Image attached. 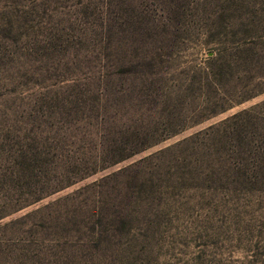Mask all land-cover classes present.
Segmentation results:
<instances>
[{"label": "rangeland", "instance_id": "374dc122", "mask_svg": "<svg viewBox=\"0 0 264 264\" xmlns=\"http://www.w3.org/2000/svg\"><path fill=\"white\" fill-rule=\"evenodd\" d=\"M262 23L264 0H0V264H264V122L210 131L264 104ZM222 52L229 106L111 164L212 107Z\"/></svg>", "mask_w": 264, "mask_h": 264}, {"label": "trees", "instance_id": "16d2710c", "mask_svg": "<svg viewBox=\"0 0 264 264\" xmlns=\"http://www.w3.org/2000/svg\"><path fill=\"white\" fill-rule=\"evenodd\" d=\"M251 21L249 22V25H252L254 23H259V20H251ZM263 26H264V24L262 23V27ZM250 38L251 39L248 41L249 46L258 45V43H256L255 41H259L260 39H257L259 37H250ZM255 39H257V40H255ZM241 41H243V39ZM245 43H246V41L244 39L243 43L240 46L244 48L246 46ZM248 49L252 51V47H251V49L250 48H248ZM253 49H254V46H253ZM228 57H230V56L226 52H222V53H219V54L211 57V59L208 60L209 62L207 63L208 66L206 68V72H204V76H206L205 77L206 81L202 82L201 80H199L197 82L196 88L199 89L201 93H203V91H205L207 96H209L208 102L214 103L212 105V107H210V109L195 111V115H194L195 117L189 123H187L186 120L180 119V121H178V124H180V125H178L179 126L178 128H176L177 126L175 127L176 129H171L173 126L169 127L168 131H165V130L163 131L164 135L162 137L154 140L152 143H150L149 145H146L145 147H142V148L138 147V148L132 149L128 154H126V155H124L118 159H114V161H112L111 164H117L118 162L125 160V159L133 156L134 154H137V153L143 151L145 148L152 146V145H154V144H156L162 140H165V138L174 136V135L182 132L183 130L188 129L191 126L199 124L203 120L210 118V117L218 114L219 112L224 111L225 108H227L229 105L225 107V105L222 104L224 101L221 103H216L217 98H215L214 96L218 95V93H219V89L217 88L218 84L216 82L223 81L220 78H222L223 75L229 74V72H231L233 69L232 62L227 60ZM190 88H192V86ZM258 92H261V91H258ZM169 97H170V101L173 102V100L174 101L177 100L180 96H179V93H175L173 96L169 95ZM174 97H177V99H174ZM243 101H238V102H243ZM263 105L264 104H262L261 106L257 105V106H254V107L248 109V110H243L239 113H236L233 116H231L230 118L223 121L221 124H219L215 127H211L210 131H214V130L218 131L220 126L226 125L228 123L231 126H235V129H237V131H238L239 127L244 125V123H242V122H244V121L247 122L248 119L249 120L259 119V121L264 122V116L260 118L259 114H258V112H259L258 109L261 108L260 111H262ZM206 110H208L209 112ZM244 116L247 117L248 119L243 118ZM242 118H243V121H241ZM175 124H176V122L174 123V125Z\"/></svg>", "mask_w": 264, "mask_h": 264}]
</instances>
